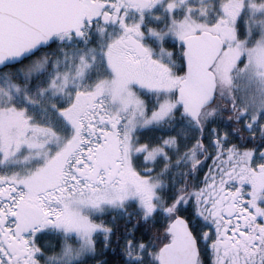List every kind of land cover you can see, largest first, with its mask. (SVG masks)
Masks as SVG:
<instances>
[{
    "label": "snow or ice",
    "instance_id": "6c2138e0",
    "mask_svg": "<svg viewBox=\"0 0 264 264\" xmlns=\"http://www.w3.org/2000/svg\"><path fill=\"white\" fill-rule=\"evenodd\" d=\"M0 264H264V0H0Z\"/></svg>",
    "mask_w": 264,
    "mask_h": 264
}]
</instances>
